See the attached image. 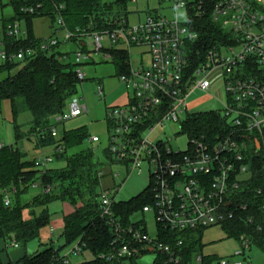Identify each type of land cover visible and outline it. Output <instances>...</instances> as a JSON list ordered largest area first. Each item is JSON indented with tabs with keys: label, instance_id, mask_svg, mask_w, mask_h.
I'll return each instance as SVG.
<instances>
[{
	"label": "built area",
	"instance_id": "built-area-1",
	"mask_svg": "<svg viewBox=\"0 0 264 264\" xmlns=\"http://www.w3.org/2000/svg\"><path fill=\"white\" fill-rule=\"evenodd\" d=\"M166 1L171 3L173 17L152 12L137 26H130L124 16L118 22H109V29L93 32L68 30L61 14L64 6L60 5L57 23L63 38H52L41 47L44 50L76 40L74 64L80 82L86 80L84 65L93 54L111 61L109 50L118 48L129 57L127 71L119 75L128 92L125 103L107 108L109 162L139 173L144 164L149 166L152 203L144 206L140 214H154L157 233L156 237L148 235L144 219L127 223L121 216L115 217L113 196L121 189L111 179L113 187L102 188L100 205L101 215L114 235V248L107 257L113 264H139L138 258L149 253L156 254V259L164 256L166 264H182L186 234L224 226L241 215H247V222H257L245 197L256 193L264 197L263 187H255L253 180L260 172L264 179V0ZM34 10L32 7L23 11ZM208 18L221 32L214 43L204 33L202 21ZM8 34L20 38L27 31L22 22L16 21ZM133 47L148 49V65H143L142 60L138 65L133 63ZM33 53L28 49L9 57L4 51L0 55L3 61H12ZM219 80L223 81L227 102L223 113H217L223 128L214 142L205 137L193 138L188 150L175 151L167 142L150 140L157 128L182 122L192 92H209ZM97 93L105 96L100 82ZM87 112V106L74 97L68 110L55 118L56 123ZM51 136L58 137L56 126L51 128ZM91 143L100 140L93 137ZM63 151V145L56 149L58 153ZM53 158L42 155L36 159V166L46 170ZM5 204L10 205L7 195ZM258 209L264 216V203ZM262 229L259 226L258 230ZM240 241V256L255 245L246 234ZM81 252L83 247L77 244L63 257L68 264L71 254ZM194 257L195 264L204 263L201 254Z\"/></svg>",
	"mask_w": 264,
	"mask_h": 264
},
{
	"label": "trees",
	"instance_id": "trees-1",
	"mask_svg": "<svg viewBox=\"0 0 264 264\" xmlns=\"http://www.w3.org/2000/svg\"><path fill=\"white\" fill-rule=\"evenodd\" d=\"M130 1L133 0H117L115 4L126 9ZM8 5L13 9V17L2 21V51L8 57L28 49L34 53L32 56L26 55L22 60H7L0 64V102L11 104L17 141L26 136L32 140L35 136L37 147L40 148L54 145L57 149L59 145H63L64 151L55 152V158L63 160L65 167L42 170L36 166L37 158L27 159V153L17 144L3 145L0 149V241H14L17 244L14 247H18L39 239L51 221L49 204L61 201L73 209L64 217L63 247L78 241L83 251L93 253V260L79 264H113L107 257L114 248V235L101 215L103 172L90 149L68 155V150L81 146L89 139L88 130L81 127L71 131L64 130L57 138L51 136V128L61 124H53L52 120L68 110L69 102L77 96L82 82L75 73V64L64 61L69 54L57 51L62 42L43 50L42 45L50 39H36L33 36L35 20L47 18L52 22L56 21L60 5L64 6L61 14L70 31L80 29L93 32L109 29V22H118L115 16H109L113 5L103 3V0H8ZM32 7L35 9L33 13L23 11ZM16 21L26 26L25 37L9 36V28ZM202 24L205 27L204 33L209 35L208 39L213 43L219 39L221 32L209 18L203 20ZM71 43L78 44L76 40ZM109 52L112 56L110 62L115 66L117 75L125 73L129 60L127 53L118 48L110 49ZM4 75L6 77L1 79ZM24 109L32 115L28 135L21 134L16 123L19 112ZM183 125V131L191 139L205 137L214 142L223 128V121L219 114L207 112L189 116ZM105 155L109 160L108 150ZM253 180L255 187L264 189L261 172ZM32 189L40 192L29 201L22 202L23 196ZM6 195L10 198L9 206L5 204ZM245 199L249 201L252 213L257 216V222H247V215H241L223 227L230 235H236L239 239L244 234L248 235L264 251V216L258 209L264 203V197L256 193ZM151 203L149 187L142 195L128 202L115 201L113 213L115 217L121 216L124 222L129 223L133 214L140 213L144 206ZM259 226L263 228L260 231ZM194 234L185 235L182 264H195L194 254L201 238ZM46 246L42 245L34 255L25 256L20 263L67 264L61 255L63 248L56 249L54 241ZM102 255L106 257L102 258ZM211 263L212 257H204L203 264ZM152 264H166V258L161 255Z\"/></svg>",
	"mask_w": 264,
	"mask_h": 264
},
{
	"label": "rangeland",
	"instance_id": "rangeland-1",
	"mask_svg": "<svg viewBox=\"0 0 264 264\" xmlns=\"http://www.w3.org/2000/svg\"><path fill=\"white\" fill-rule=\"evenodd\" d=\"M117 0H103V3L112 4L111 14L118 20V16H127L130 26H137L139 22L146 19L147 15L152 12H159L168 17H173V10L169 9L171 3L166 0H133L130 1L126 9H122L115 4ZM182 15V14H181ZM13 17V9L8 5V0L0 1V28L2 27L3 19H10ZM26 26H23V28ZM33 36L36 39H51L58 38L62 40L63 32L58 26L57 20L52 22L51 19L39 18L35 20L33 25ZM2 36L0 34V54L2 51L1 45ZM107 45L108 43L105 42ZM57 51L68 53L64 61L74 64L76 61V53L78 47L73 43H63ZM134 57L133 63L138 65L142 60L143 65L150 63L151 57L148 49L145 47H133L130 51ZM5 62V61H4ZM3 60L0 55V64ZM86 73V80L83 81L78 88L77 98L81 100L82 104L86 105L88 112L79 116L78 118L69 120L59 124L58 134H63L65 131L75 130L77 128L86 127L88 130L89 139L79 147L68 150V155L72 156L83 150L90 149L94 153V160L99 164V169L103 172L102 188L119 186V192L114 194L113 198L117 202H128L140 195H142L151 184V172L147 164H144L141 173L138 171H127L123 166L117 163H110L105 155V152L110 146L107 108L118 106L125 103L127 90L119 80L116 68L110 61L101 55H94L84 65ZM6 75L2 76L4 79ZM102 82L105 89V96H99L97 93V85ZM227 96L223 88V81L219 80L210 89L209 92L196 90L192 92L186 101L188 113L185 112L181 116L182 122L193 114L198 113H223ZM32 115L27 110H21L17 118V126L23 135H28L31 129ZM181 123H166L164 128L160 127L154 131L150 140L154 143L158 141L167 142V144L175 151H186L190 147L191 136L183 131ZM56 124V119L52 120ZM97 137L100 143L92 144L91 139ZM0 144L9 146L17 144L21 149L27 153V159L33 160L42 155L53 156V161L49 163L45 169H61L65 167L63 160H56L55 152L56 146L37 147L36 137H32L30 141L28 137H23L20 141L16 139V126L13 123V114L11 104L9 102H0ZM118 177L115 178V176ZM39 190H31L27 195L23 196L22 202L29 201L33 196L37 195ZM68 205L61 201H53L49 204L48 210L51 215L50 224L42 231L39 239L31 241L26 246H21L28 253L27 255H34L42 245L50 244L51 236L49 231L54 229V244L55 248H63L61 250L62 256H67L77 246L78 241L63 247L65 240L62 238L64 231V216ZM132 221L137 222L142 219L145 220L147 225L148 235L156 237L157 225L153 213L142 215L140 213L133 214ZM143 220V221H144ZM197 238H201L197 246V251L194 256L201 254L202 256L212 257L211 264H221L228 262L234 264L241 262L242 264H264V251L253 245L251 250H247L245 255H239L243 250L241 241L236 235H230L222 225H215L202 231V233L194 234ZM4 242V243H3ZM6 246H11L14 241H3ZM10 249V247H9ZM44 249V248H43ZM94 259L93 253L90 251H83L79 255L71 254L67 259L68 264H79L85 261ZM156 259V254L149 253L140 258L137 262L139 264H152Z\"/></svg>",
	"mask_w": 264,
	"mask_h": 264
},
{
	"label": "crops",
	"instance_id": "crops-1",
	"mask_svg": "<svg viewBox=\"0 0 264 264\" xmlns=\"http://www.w3.org/2000/svg\"><path fill=\"white\" fill-rule=\"evenodd\" d=\"M30 140V139H29ZM31 141V140H30ZM106 188V186H105ZM73 211V209L68 205V208L66 209V212L63 214V216L65 217L67 214L71 213ZM51 230H53V235H51ZM54 229L51 228L49 231V234L51 236V241H54ZM3 240L0 241V264H21V260L27 256V252L24 248H22L21 246L18 247H14L12 246H6V244L4 245ZM10 247V249H9ZM39 251V250H38Z\"/></svg>",
	"mask_w": 264,
	"mask_h": 264
}]
</instances>
